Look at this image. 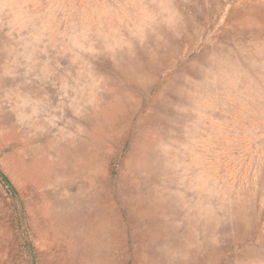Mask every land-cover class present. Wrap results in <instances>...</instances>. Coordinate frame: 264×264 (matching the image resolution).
Masks as SVG:
<instances>
[{"label": "rangeland", "instance_id": "obj_1", "mask_svg": "<svg viewBox=\"0 0 264 264\" xmlns=\"http://www.w3.org/2000/svg\"><path fill=\"white\" fill-rule=\"evenodd\" d=\"M0 264H264V0H0Z\"/></svg>", "mask_w": 264, "mask_h": 264}]
</instances>
